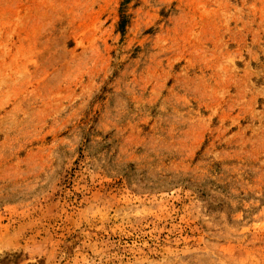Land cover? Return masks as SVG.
Returning <instances> with one entry per match:
<instances>
[{
    "label": "rangeland",
    "instance_id": "1",
    "mask_svg": "<svg viewBox=\"0 0 264 264\" xmlns=\"http://www.w3.org/2000/svg\"><path fill=\"white\" fill-rule=\"evenodd\" d=\"M0 264H264V0H0Z\"/></svg>",
    "mask_w": 264,
    "mask_h": 264
}]
</instances>
